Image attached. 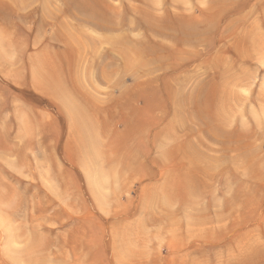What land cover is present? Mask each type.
Instances as JSON below:
<instances>
[{
    "label": "rangeland",
    "instance_id": "1",
    "mask_svg": "<svg viewBox=\"0 0 264 264\" xmlns=\"http://www.w3.org/2000/svg\"><path fill=\"white\" fill-rule=\"evenodd\" d=\"M31 2L0 0V264H264V0Z\"/></svg>",
    "mask_w": 264,
    "mask_h": 264
},
{
    "label": "bare ground",
    "instance_id": "2",
    "mask_svg": "<svg viewBox=\"0 0 264 264\" xmlns=\"http://www.w3.org/2000/svg\"><path fill=\"white\" fill-rule=\"evenodd\" d=\"M24 1H26V2H31V1H34V0H24ZM75 2H74V7L77 9V10H80V11H82V12H90L91 13V17L93 16V19H86V20H83V22L85 23V24H87V25H90L92 28H96V29H98V30H101L102 32L104 31V32H111V31H115V30H117L118 29V26L114 23V21L112 20V17H111V12L110 11H112L111 10V7L109 8V6H108V4H107V0H97V3L95 2V3H92V0H74ZM149 1V0H148ZM111 2H112V0H111ZM32 3V2H31ZM34 3V2H33ZM174 4H175V2H173ZM122 6V5H121ZM134 6V5H133ZM138 7V6H137ZM58 8V7H57ZM124 8V7H123ZM129 8V7H128ZM133 8V7H132ZM119 9V8H118ZM65 10V9H64ZM165 10V9H164ZM55 11V10H54ZM113 11H116L115 10V8L113 9ZM118 11V10H117ZM116 11V12H117ZM70 11H65V12H63L64 14H66V15H68V16H70V15H72V13L73 12H71V13H69ZM74 12H75V10H74ZM77 12V11H76ZM118 12H120V10L118 11ZM50 13H51V11H50ZM55 13V12H54ZM58 13V12H57ZM127 13H128V10H127ZM254 13V12H253ZM63 14V15H64ZM89 14V13H88ZM118 14V13H117ZM124 13H122V15H123ZM51 15V14H50ZM59 15H62L61 13L59 14ZM59 15H58V17H59ZM113 16H114V14H113ZM127 16V15H126ZM46 17V16H45ZM48 17V16H47ZM58 17L57 18H55V20H58V21H61L60 19H58ZM122 17V16H121ZM126 17L124 16V18L123 19H125ZM150 19H152V17H149ZM154 18V17H153ZM156 18V17H155ZM160 20V19H159ZM158 20V21H159ZM176 21V20H175ZM183 21V20H182ZM180 22V23H178V24H174L173 25V27L175 26V25H179L180 26V28H182L183 27V29H185V27L184 26H187V25H185L186 23L185 22ZM185 21V20H184ZM83 22H80V23H83ZM176 22H178V21H176ZM121 23V22H120ZM157 24H158V22H157ZM161 24V23H160ZM190 24H191V22H190ZM134 25V24H133ZM164 25V24H163ZM64 26V25H63ZM123 26V25H122ZM121 25H120V28L122 27ZM58 27V26H57ZM164 27V26H163ZM189 27V26H188ZM187 27V28H188ZM195 27V26H194ZM128 28V27H127ZM165 28V27H164ZM77 30H78V28H77ZM122 30V29H121ZM186 30V29H185ZM184 30V31H185ZM187 31V30H186ZM185 31V32H186ZM193 31V30H192ZM167 32V31H166ZM126 33H128V32H126ZM125 33V34H126ZM184 33V32H183ZM122 34V33H121ZM120 34V35H121ZM184 35H185V33H184ZM198 35V34H197ZM197 35L195 34V33H193V34H188V36L187 35H185V40L186 39H188V41H190L192 38L194 39H196L197 38ZM72 38V37H71ZM198 39V38H197ZM108 40V39H107ZM122 40V39H121ZM125 40V39H124ZM110 41H112V40H110ZM114 41V40H113ZM112 41V42H113ZM117 41V40H116ZM119 41V40H118ZM187 41V40H186ZM114 43V42H113ZM96 45V44H95ZM128 45V44H127ZM130 47V46H129ZM132 47V46H131ZM137 47V46H136ZM131 50V49H130ZM130 50H128V51H130ZM142 50H143V48H138L137 50H134V52L136 53V56L137 57H140L141 58V55L143 54L142 53ZM125 51V50H124ZM135 56V57H136ZM158 57V56H157ZM117 58V57H116ZM140 58H138V63L140 64ZM80 59V58H79ZM111 59V58H110ZM129 59V58H128ZM118 60V59H117ZM125 60V59H124ZM76 61V60H75ZM85 61V60H84ZM79 62V61H78ZM122 63V62H121ZM143 64V63H142ZM48 65V64H47ZM138 65V64H137ZM49 66V65H48ZM142 66V65H141ZM144 67V66H143ZM47 68V67H46ZM78 68V67H77ZM43 69V68H42ZM45 69V68H44ZM106 69V68H105ZM50 70V69H49ZM56 70V69H55ZM144 70V68L142 69V71H139L141 74H143V75H146V73L148 72H146L145 73V71H143ZM51 71V70H50ZM150 71V70H149ZM148 75V74H147ZM104 76V75H103ZM47 78V75H40V77H38L39 79H43V78ZM149 79V78H148ZM180 79V78H179ZM46 80V79H45ZM51 80H53V79H50L49 80V78H48V81L45 83V82H42V81H40V83L42 84L41 86L42 87H40L41 89H43V90H45V92H47V93H49V94H51V95H57V94H59L60 93V91L61 90H59L58 89V87L56 86V84H58L57 82H56V80L54 81H51ZM150 80V79H149ZM148 80V81H149ZM59 82V81H58ZM152 82V81H151ZM78 84V83H77ZM77 84H75V86H77ZM40 86V85H39ZM79 86V85H78ZM154 87V86H153ZM78 88V87H77ZM147 89V88H146ZM75 90V89H74ZM81 90V89H80ZM77 91V90H76ZM76 91H75V93H76ZM172 91V90H171ZM81 92H83V91H81ZM46 93V94H47ZM85 93V92H84ZM83 93V94H84ZM173 93H175V92H173ZM42 94V93H41ZM78 95V94H77ZM174 99V102L175 101H177L178 102V95H174V97H173ZM176 102V103H177ZM182 110V109H181ZM184 112V111H183ZM88 117V116H87ZM177 117H179V116H177ZM176 117V118H177ZM215 119V118H214ZM176 123V122H175ZM176 125V124H175ZM182 125H184V124H182ZM172 126H173V124H172ZM169 127H170V125H169ZM177 127V126H176ZM173 128V127H172ZM172 128H170V130L172 129ZM214 128V127H213ZM169 129V128H168ZM167 129V130H168ZM168 132V131H167ZM172 132V131H171ZM173 134V132L171 133V135ZM175 134H177V133H175ZM84 137V136H83ZM170 137H172V136H170ZM173 138H175V136L173 137ZM176 138H177V136H176ZM83 140H84V142H85V138H82ZM159 140V137L158 138H156V140L155 141H158ZM174 140V139H173ZM177 140V139H176ZM185 142L184 143H182V147H191L193 144H191V142H188V140H184Z\"/></svg>",
    "mask_w": 264,
    "mask_h": 264
}]
</instances>
